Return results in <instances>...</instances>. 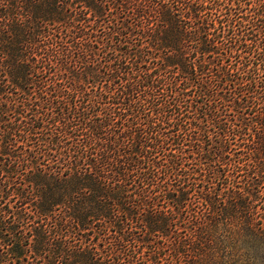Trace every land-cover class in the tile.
<instances>
[{
  "label": "trees",
  "instance_id": "1",
  "mask_svg": "<svg viewBox=\"0 0 264 264\" xmlns=\"http://www.w3.org/2000/svg\"><path fill=\"white\" fill-rule=\"evenodd\" d=\"M0 264H264V0H0Z\"/></svg>",
  "mask_w": 264,
  "mask_h": 264
}]
</instances>
